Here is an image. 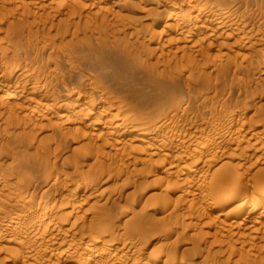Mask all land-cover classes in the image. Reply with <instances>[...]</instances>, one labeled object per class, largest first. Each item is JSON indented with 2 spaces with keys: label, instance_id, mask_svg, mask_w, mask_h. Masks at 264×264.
<instances>
[{
  "label": "rangeland",
  "instance_id": "374dc122",
  "mask_svg": "<svg viewBox=\"0 0 264 264\" xmlns=\"http://www.w3.org/2000/svg\"><path fill=\"white\" fill-rule=\"evenodd\" d=\"M0 264H264V0H0Z\"/></svg>",
  "mask_w": 264,
  "mask_h": 264
},
{
  "label": "bare ground",
  "instance_id": "6f19581e",
  "mask_svg": "<svg viewBox=\"0 0 264 264\" xmlns=\"http://www.w3.org/2000/svg\"><path fill=\"white\" fill-rule=\"evenodd\" d=\"M141 82V81H140Z\"/></svg>",
  "mask_w": 264,
  "mask_h": 264
}]
</instances>
